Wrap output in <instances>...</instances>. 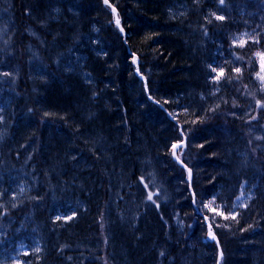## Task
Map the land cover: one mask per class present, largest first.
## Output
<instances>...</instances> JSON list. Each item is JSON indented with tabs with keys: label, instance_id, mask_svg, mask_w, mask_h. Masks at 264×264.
Returning a JSON list of instances; mask_svg holds the SVG:
<instances>
[{
	"label": "trees",
	"instance_id": "trees-1",
	"mask_svg": "<svg viewBox=\"0 0 264 264\" xmlns=\"http://www.w3.org/2000/svg\"><path fill=\"white\" fill-rule=\"evenodd\" d=\"M261 1L109 0L124 40L103 0H0L13 96L0 171L20 164L28 183L15 207L0 191V229L6 216L33 226L38 248L23 264H217L204 217L221 264H264V84L255 77L264 26H249L264 25ZM84 73L104 74L100 98H90ZM168 113L187 134L178 156L203 216L172 161L179 136ZM249 180L256 195L235 211ZM178 212L182 227L172 231Z\"/></svg>",
	"mask_w": 264,
	"mask_h": 264
},
{
	"label": "rangeland",
	"instance_id": "rangeland-1",
	"mask_svg": "<svg viewBox=\"0 0 264 264\" xmlns=\"http://www.w3.org/2000/svg\"><path fill=\"white\" fill-rule=\"evenodd\" d=\"M261 10V15L264 18V0L259 2L258 6ZM178 12L183 10V7H178L176 9ZM238 13V11H237ZM7 25V21L2 19L1 21V29ZM252 30L250 31L252 34L256 33L259 29L262 28V21L256 22L254 25L251 23L249 25ZM4 31V29H3ZM1 31V32H3ZM248 32H245V34ZM249 33V34H251ZM248 34V36H249ZM243 35V32H242ZM242 37V36H241ZM3 43H1L0 50L3 49ZM259 60L261 61V65L258 68V77H255L259 80V82L263 85L264 84V58L260 57ZM2 63V64H1ZM4 61L1 62L0 58V78L8 74L7 65L3 64ZM232 70L236 71L238 69V63L236 60L233 59L231 63ZM221 81L216 79L214 81V89L213 91H217ZM2 93L0 94V130L3 128V115L5 110L10 106V100L13 98L11 96L10 90L3 86H0ZM259 135V134H257ZM28 183L27 179L24 175L18 174L15 175L14 179L9 185L3 186L6 192V199L13 204V206H17L18 203L21 202V198L27 193ZM257 184L253 181H245L241 187L239 188V192L237 197L232 202L233 209L241 210L246 209L249 205L251 200L255 197L257 191ZM22 190V191H21ZM4 197L0 193V200ZM203 211V210H202ZM3 226L1 227V240H0V264H23L22 260L25 257V253L28 251L33 252V248L36 249L37 243H33V226L28 223V220L23 219H9L8 216L2 219ZM178 227H182V222L180 221L179 215H175L174 221L172 223V231ZM11 231V235L8 236L7 232ZM24 240V242H22ZM38 248V247H37Z\"/></svg>",
	"mask_w": 264,
	"mask_h": 264
},
{
	"label": "bare ground",
	"instance_id": "bare-ground-1",
	"mask_svg": "<svg viewBox=\"0 0 264 264\" xmlns=\"http://www.w3.org/2000/svg\"><path fill=\"white\" fill-rule=\"evenodd\" d=\"M103 3H104V0H103ZM109 8L110 12H111V17L113 18V22L115 23V26L117 27V29L120 31L123 39L125 40L126 38V33H125V30L123 29V26L121 24V21H120V18H119V15H118V11L116 8H114L116 10V17H117V20L119 22V26H117L116 24V17L115 15L112 13V8L110 7H107ZM186 10V7H184L183 11ZM179 13V12H178ZM83 43L82 39L80 37H77V36H74L72 38H70V41H69V44H68V47L69 49H73V50H76L80 44ZM96 46V45H95ZM95 46L92 45V50H94L95 52H97V50H95ZM97 47V46H96ZM73 61L75 62H80V64L82 63L81 61H83L84 57L82 56H79V55H76L74 54V56L72 57ZM104 77V74H101V75H91V74H83V77H82V81H83V84L86 85V86H91L89 87L90 89L87 91H91L92 95L90 98L92 99H97V98H100L101 97V93L97 92L95 93L98 88L101 86V80L103 79ZM0 86H3L5 88V90L8 88H10V85L8 84V82L3 78V76L0 78ZM262 88L264 89V85L262 86ZM10 90V89H9ZM2 93L1 89H0V94ZM173 124L175 125V130H177L178 132V136H179V141L175 142L172 144V150H171V158H172V161L177 164L179 167H181L183 170H185L188 174V170H191V168H189L187 166V164H185L180 158H179V151L181 149H184L187 144H188V137H187V134L185 133V131L183 130V127L182 125L175 121L173 119ZM2 141H3V133H2V129L0 130V145L2 144ZM184 144V146H181L179 147L178 151H177V159L187 167V169L183 168L182 165L178 164L176 161H174L173 159V151H174V148L176 145H180V144ZM20 165V164H17L14 168V170L10 169V168H7V169H3L2 172L0 171V191L2 190L3 186H6V185H9L11 182H12V179H14L15 175H17V166ZM177 215H181L180 212L176 213ZM219 254L223 255L222 252H219Z\"/></svg>",
	"mask_w": 264,
	"mask_h": 264
},
{
	"label": "water",
	"instance_id": "water-1",
	"mask_svg": "<svg viewBox=\"0 0 264 264\" xmlns=\"http://www.w3.org/2000/svg\"><path fill=\"white\" fill-rule=\"evenodd\" d=\"M104 3H105V0H104ZM105 4H106L108 7L112 8V13H113V14L115 15V17H116V10L110 5L109 2H107V3H105ZM115 19H116V24H117V26H119V22L117 23V21H118V20H117V17H116ZM133 65H134L135 67H137V65H138V59H137V57L134 58ZM184 144H185V142H184L183 144H180V145H176V146H175L174 151H173V159H174V161H176L178 164L182 165L183 168L187 169V167H186L185 165H183V164L177 159V151H178L179 147L184 146ZM188 174H189V183H190V186H191V183H192V172H191V170H188ZM194 200H195V198H194ZM205 222H206L207 230H208V240H209L210 242H213V241H216V242H217L216 237H215V239H212V236H213L214 234H213V232L211 231V226H210V224L208 223V220L205 219ZM214 236H215V235H214ZM221 258H222V255L220 254V256H219V260H218V264H220Z\"/></svg>",
	"mask_w": 264,
	"mask_h": 264
},
{
	"label": "snow or ice",
	"instance_id": "snow-or-ice-1",
	"mask_svg": "<svg viewBox=\"0 0 264 264\" xmlns=\"http://www.w3.org/2000/svg\"><path fill=\"white\" fill-rule=\"evenodd\" d=\"M108 2V0H105V3H107ZM220 3H223V0H220ZM217 19H220V20H222V19H224L223 17H216ZM117 23H118V21H117ZM240 46H243V44H241ZM212 71H215V69H212ZM236 71H239V69H236ZM5 75H7V74H5ZM22 191V190H21ZM149 199H151L152 197H151V194H149V197H148ZM0 207H2V206H0ZM57 219H59V217H57ZM212 239H215V236L213 235L212 236ZM36 251H39V249H37ZM161 255H163V253H161Z\"/></svg>",
	"mask_w": 264,
	"mask_h": 264
}]
</instances>
